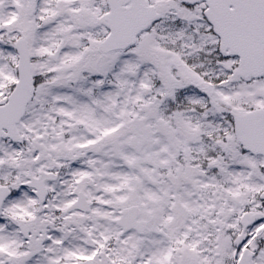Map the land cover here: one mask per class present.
I'll use <instances>...</instances> for the list:
<instances>
[{
    "label": "snow or ice",
    "instance_id": "obj_1",
    "mask_svg": "<svg viewBox=\"0 0 264 264\" xmlns=\"http://www.w3.org/2000/svg\"><path fill=\"white\" fill-rule=\"evenodd\" d=\"M0 264H264V0H0Z\"/></svg>",
    "mask_w": 264,
    "mask_h": 264
}]
</instances>
